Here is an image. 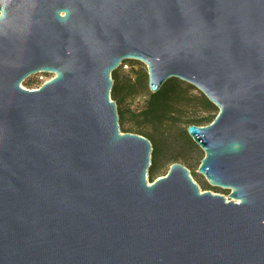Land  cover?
<instances>
[{
	"label": "water",
	"instance_id": "95a60500",
	"mask_svg": "<svg viewBox=\"0 0 264 264\" xmlns=\"http://www.w3.org/2000/svg\"><path fill=\"white\" fill-rule=\"evenodd\" d=\"M125 59L217 107L186 132L226 196L176 162L147 182L110 98ZM0 264H264V0H0Z\"/></svg>",
	"mask_w": 264,
	"mask_h": 264
},
{
	"label": "rangeland",
	"instance_id": "374dc122",
	"mask_svg": "<svg viewBox=\"0 0 264 264\" xmlns=\"http://www.w3.org/2000/svg\"><path fill=\"white\" fill-rule=\"evenodd\" d=\"M43 75L48 79L52 74ZM168 80L169 78L159 89ZM172 81L175 85L164 96L165 107L162 112L164 116L168 115V110L173 111V114L168 115L162 122H145L137 114L143 109L151 93L147 87L146 65L134 59L122 60L116 68V78L110 90V98L116 104L118 128L122 133L139 134L150 141L152 149L146 174L148 183L164 175L169 165L176 162L188 169L199 191H211L226 196L228 190L209 185L205 177L197 172L204 153L186 132L189 124H208L204 119L214 115L217 107L209 101L205 103L206 97L193 85L178 78ZM41 83L42 80L37 78L36 73L27 76L21 85L33 89Z\"/></svg>",
	"mask_w": 264,
	"mask_h": 264
},
{
	"label": "trees",
	"instance_id": "16d2710c",
	"mask_svg": "<svg viewBox=\"0 0 264 264\" xmlns=\"http://www.w3.org/2000/svg\"><path fill=\"white\" fill-rule=\"evenodd\" d=\"M121 64V63H120ZM111 77H112V81H113V85H114V79L116 78V69L111 71ZM173 79H175L174 77L169 78V80L162 86L161 89H159L158 91H156L155 93H150L149 98L147 99V102L145 104V106L143 107V109H141L139 111V113L137 114V117H140L143 121L145 122H150V121H159L162 122L163 120H165L167 118L168 115L173 114V111L168 110V115H163V108L165 107L164 101H165V94L174 87L175 83H173ZM112 85V86H113ZM208 100L206 99L204 102H207ZM216 114V113H215ZM214 115L206 117L204 119V121L206 123H209L213 120Z\"/></svg>",
	"mask_w": 264,
	"mask_h": 264
},
{
	"label": "built area",
	"instance_id": "2783aa9c",
	"mask_svg": "<svg viewBox=\"0 0 264 264\" xmlns=\"http://www.w3.org/2000/svg\"><path fill=\"white\" fill-rule=\"evenodd\" d=\"M37 78H38V79H41V80H42V83H43L44 81H46V80L49 79V78H48V79H45V78H44V75H43L42 72L37 73ZM42 83H41V84H42ZM41 84H40V85H41ZM40 85H39V86H40ZM39 86H38V87H39ZM38 87H37V88H38ZM37 88H33V89H37Z\"/></svg>",
	"mask_w": 264,
	"mask_h": 264
}]
</instances>
